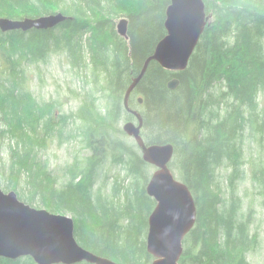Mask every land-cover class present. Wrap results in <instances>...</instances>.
<instances>
[{
    "label": "trees",
    "instance_id": "obj_1",
    "mask_svg": "<svg viewBox=\"0 0 264 264\" xmlns=\"http://www.w3.org/2000/svg\"><path fill=\"white\" fill-rule=\"evenodd\" d=\"M202 2L209 19L186 69L172 72L151 61L128 106L142 117L146 145H172L168 167L195 203L196 221L182 241L178 264H249L258 233L251 228V204L244 208L234 186L243 178V141L264 143V0ZM169 4L0 0V18H35L56 8L66 17L49 30H0V189L36 209L70 213L79 246L116 264L154 260L146 248L156 206L146 186L154 167L122 131L123 123L135 121L123 98L166 35ZM119 15L127 20L126 39L116 32ZM57 55L90 77L91 87L74 111L63 112L59 101L43 100L29 88L28 71ZM172 80L178 82L173 90ZM78 138L87 154H76L55 174L41 156L48 143ZM227 167L232 172L225 194L218 171ZM252 167V180L262 189L264 161H252ZM0 264L36 263L0 257Z\"/></svg>",
    "mask_w": 264,
    "mask_h": 264
},
{
    "label": "water",
    "instance_id": "obj_2",
    "mask_svg": "<svg viewBox=\"0 0 264 264\" xmlns=\"http://www.w3.org/2000/svg\"><path fill=\"white\" fill-rule=\"evenodd\" d=\"M209 16L202 0H170L166 8L164 28L166 35L154 47L143 66L127 88L123 106L135 121L122 125V131L132 138L141 151L142 159L156 169L146 186V193L156 206L148 219L147 252L153 257L151 264H178L182 254V241L196 221V207L187 186L175 179L168 164L173 156L171 144L146 145L140 135L141 115L129 108L128 99L148 64L157 62L163 69L180 72L188 61L204 31ZM61 13L19 20L0 18L2 32L49 30L64 22ZM116 31L127 37V20L122 18ZM177 80L168 83L173 90ZM141 103V100H138ZM0 257L16 259L30 257L36 264H116L85 250L74 237L71 217L36 209L21 202L15 192L0 190Z\"/></svg>",
    "mask_w": 264,
    "mask_h": 264
},
{
    "label": "rangeland",
    "instance_id": "obj_3",
    "mask_svg": "<svg viewBox=\"0 0 264 264\" xmlns=\"http://www.w3.org/2000/svg\"><path fill=\"white\" fill-rule=\"evenodd\" d=\"M54 11L57 13L59 9L56 8ZM122 18H125V15L114 18L115 28ZM28 78L29 88L36 96L46 101L50 99L59 101L63 105V112L76 110L84 93L91 87L88 71L82 68H71L65 55L51 56L49 62L39 65L38 69L31 68L28 71ZM100 103L103 104V101L101 100ZM261 104L264 105V98H261ZM30 137L32 143L35 144L36 139ZM37 141H39L38 138ZM79 141H81L80 138L62 145L49 142L46 150L41 155L42 159L55 171V174L60 175L61 168L70 162L73 156L78 154L80 157H84L87 154ZM133 142L135 143V141ZM242 154L244 163L241 168L242 173H240L243 178L236 181L234 188L237 190L238 196L242 198L244 208H247L250 204L252 206L253 210L249 213L252 220L251 228L255 233H258L259 241V245H256L255 250L250 252L247 258L249 264H264V186L261 189L252 180V161H264V143L259 146L250 140H245L242 143ZM2 156L6 158L5 151L2 152ZM6 166H8L7 163ZM120 170L119 172L122 174ZM229 174L230 170L227 168H221L218 171L219 188L225 194L228 189L227 177ZM261 190L262 194H260ZM59 214L72 217L68 212Z\"/></svg>",
    "mask_w": 264,
    "mask_h": 264
},
{
    "label": "flooded vegetation",
    "instance_id": "obj_4",
    "mask_svg": "<svg viewBox=\"0 0 264 264\" xmlns=\"http://www.w3.org/2000/svg\"><path fill=\"white\" fill-rule=\"evenodd\" d=\"M229 170H230V172H232V168L231 167H227Z\"/></svg>",
    "mask_w": 264,
    "mask_h": 264
},
{
    "label": "bare ground",
    "instance_id": "obj_5",
    "mask_svg": "<svg viewBox=\"0 0 264 264\" xmlns=\"http://www.w3.org/2000/svg\"><path fill=\"white\" fill-rule=\"evenodd\" d=\"M1 190V189H0ZM8 192H11V191H8ZM8 192H5V193H8ZM14 192V191H13ZM88 251V250H87Z\"/></svg>",
    "mask_w": 264,
    "mask_h": 264
}]
</instances>
